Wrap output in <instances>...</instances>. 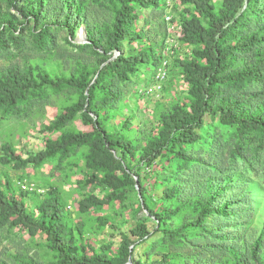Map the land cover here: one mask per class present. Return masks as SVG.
<instances>
[{"label": "trees", "instance_id": "obj_1", "mask_svg": "<svg viewBox=\"0 0 264 264\" xmlns=\"http://www.w3.org/2000/svg\"><path fill=\"white\" fill-rule=\"evenodd\" d=\"M17 1L7 0V3L18 12ZM31 1L27 0L19 14L34 24L29 35L36 50L58 54L54 29L61 28L69 33L66 42L90 57L76 58L74 72L63 78L53 79L42 69L35 71L29 65L0 70V111L7 115L21 112L33 96H43L45 88L72 89L78 96L48 126L50 131H61L56 140L48 139L44 150L27 159L6 145L2 161L14 163L17 168L38 166L57 156L63 159L78 148H87L85 166L91 175L86 182L106 186L112 192L104 198L85 196L79 202L80 213L125 201L130 189L138 185L142 199L139 210L147 211L148 217L137 221L129 233L121 234L116 252L109 244L96 252L89 243L85 246L80 242L83 225L71 224L67 207L56 192L48 193L38 206L36 216L15 194L0 187V227H23L32 238L44 232L54 255L52 264H147L142 256L137 258L138 244L143 246L156 235L179 244L196 245L199 241L229 239L223 230L220 235L216 233L214 225L224 221L226 228L232 227L229 222L235 224L240 217L247 216L253 201L250 193L240 190V181L233 177L238 175L226 166L227 159L221 149L229 147L234 158L232 166L237 164L235 159L244 149L258 154L264 164V0H222L219 7L214 0H176L172 9L186 7V16L179 18V40L192 47V56L178 61L190 86L188 104L173 106L170 112L161 113L157 131L144 140L146 144L138 153L139 162L147 165L163 159L176 167L170 173L174 183L163 189L159 210L149 205L139 174H131L129 160L137 157L136 142L127 136L109 133L104 111L121 97L116 84L132 81L143 72L144 66H158L163 60L168 61L162 57L163 45L160 51L149 45L147 49L130 53L131 46L145 35L143 30H136L138 9L148 10L160 4L165 13L172 9L168 10L166 0L162 3L161 0H64L61 18L49 23L42 18L46 0ZM89 4L98 5L104 11L103 18L91 20ZM23 24L13 13H0V53L24 44V37L17 34L19 29L24 32L20 28ZM81 25L86 30V44L73 42ZM116 51L119 56L113 58ZM254 86H257L255 90ZM78 115L92 130L62 131ZM215 124L231 130L232 138L214 137L211 132ZM194 147L205 149L206 156L196 157L191 151ZM199 164L208 169L190 188L195 196L190 204L194 218L172 227L170 222L182 218L184 209V204H180L172 210L173 201L182 196L178 187L180 173L191 168L197 170ZM21 197H25L23 192ZM148 218L156 223L152 230ZM103 221L106 225V219ZM263 249L264 224L250 246L220 245L216 252L225 257L226 264H264ZM180 260L177 254L163 253L151 264H181ZM23 263L36 264L30 258L23 259Z\"/></svg>", "mask_w": 264, "mask_h": 264}, {"label": "rangeland", "instance_id": "obj_2", "mask_svg": "<svg viewBox=\"0 0 264 264\" xmlns=\"http://www.w3.org/2000/svg\"><path fill=\"white\" fill-rule=\"evenodd\" d=\"M214 1L219 7L222 0ZM26 3L27 0H18L17 12L10 7L7 0H0L1 14L13 13L24 23L20 27L24 28V32L21 29L17 31L18 35L24 37V44L19 48L11 46L9 52L0 53V70L17 65L20 68L29 65L35 71L38 68L42 69L53 79L69 77L74 72L75 61L78 60L76 58L89 59L90 54L72 48L66 42V38L69 36L68 31L61 28L54 29L58 54L57 52L49 54L36 50L32 45L33 39L29 35V29H32L34 24L19 14L20 9ZM62 6H64V0H46L43 5L45 16L42 18L49 23H52L53 19H60L63 13ZM88 11L91 14L90 19L93 18L91 20H98L104 16V11L96 4H89ZM165 14H172L176 22L167 25L164 20ZM185 14L186 7L182 5L167 13L161 4L159 7H152L148 10L138 9L139 21L136 30H143L145 35L143 39L131 46L130 53L147 49L149 45H153L157 51H160L163 45L165 51L169 45L170 51H166L162 56L168 59V76L163 82L161 92L152 94L150 90L162 62L158 66L151 64L149 67L144 66L143 72L135 76L132 81L126 84H116L115 87L120 91L121 97L104 111L107 114L105 128L109 133L127 136L136 142L137 157L129 160L131 174H139L146 190L147 201L157 210L162 208L163 189L174 183L170 173L174 172L176 167L163 159L147 165L139 162L138 153H140L141 146L146 144L144 140L157 131L158 116L161 113L170 112L173 106L188 104L190 86L184 79L185 76L178 61L191 57L192 47L181 43L179 37H173L178 35L179 18L185 17ZM173 40L176 42L173 43ZM73 42L76 44L88 43L84 25L79 26L76 39ZM171 43H173L172 46H170ZM254 87L255 90L257 86ZM77 98V93L72 89L55 91L45 88L43 96H33L25 107H22L21 112L7 115L0 111V187H5L15 194L25 203L29 212L36 216L38 206L46 199L48 193L51 190L56 192L67 207L71 224L74 226L83 225L80 242L85 246L89 243L96 252H100L104 245L109 244L116 252L121 241V234L129 233L137 221L148 217L147 211L139 210L142 199L138 185L130 189L125 201H116L101 209H92L88 213L82 214L79 211V202L85 196L91 194L104 198L112 192L106 186L86 182L91 175L85 166L87 148H78L63 159L57 156L38 166L29 165L17 168L14 163L7 164L2 161L5 158L3 147L6 145H9L16 155L27 159L44 150L48 139L56 140L61 131H50L48 126ZM63 130L83 133L91 131L92 127L84 124L78 115ZM211 134L217 139L232 138L231 130L217 124L214 125V128L212 127ZM244 150L242 155L245 161L242 159V155H239L235 159L237 164L232 166L234 158L229 152V147L221 149L227 159L226 166H230V169L238 175L233 177L235 181H240V190L242 193H250L253 201L247 216L240 217L235 224L229 222L232 227L226 228V224L223 225L224 221L214 225L216 233L220 235L223 230L224 235H227L229 239L226 241L211 240L209 243L199 241L196 245L187 242L179 244V242L164 240L161 236L156 235L147 244L143 246L138 244L137 258L142 256L143 261L151 264L163 253H173L182 259L180 260L181 264H191L196 261L206 264H226L225 257L216 252L220 249V245L250 246V243L259 236L264 224V164L258 154ZM191 151L200 159L206 156L205 149L201 147H194ZM199 165L201 169L199 167L197 170L191 168L189 171L180 173L179 181L181 183L178 184V187L180 192L182 191V196H178L173 201L172 210L180 204H184V209L182 218L179 217L178 220L170 222L172 227L179 225L182 221L194 218V211L190 208V204L193 203L195 196L191 194L190 188L193 181L203 177L202 173L208 169L207 166ZM135 180L138 181V178L135 177ZM21 192L25 197H21ZM103 219H106V225H104ZM148 220V226L152 230L156 227V223L153 222V219L148 218ZM27 258L32 259L36 264H52L54 255L48 247L46 234L39 232L35 238H32L23 227H0V264H24L23 259Z\"/></svg>", "mask_w": 264, "mask_h": 264}, {"label": "built area", "instance_id": "obj_3", "mask_svg": "<svg viewBox=\"0 0 264 264\" xmlns=\"http://www.w3.org/2000/svg\"><path fill=\"white\" fill-rule=\"evenodd\" d=\"M176 4H177V1L176 0H166V5H167L168 10H171L174 7V5H176ZM172 20H173L172 14H166L165 15V21H166V23L168 25H172L173 24L172 23ZM178 36L179 35L173 36V37H178ZM172 42L175 43L176 40H173ZM173 43H171L170 46H172ZM168 48H170L169 45L165 49V53H166V51H170ZM118 56H119V52L116 51L114 53V58H116ZM168 65L169 64H168V61L167 60H163L162 61V64L159 67L158 72L156 73L154 85H153V87L150 90L152 94H155L156 92L157 93H160L161 92V89H162V86H163V82L165 81L166 77L168 76V72H167Z\"/></svg>", "mask_w": 264, "mask_h": 264}]
</instances>
